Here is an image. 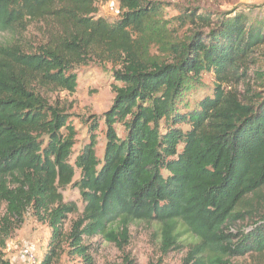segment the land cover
<instances>
[{"label":"trees","instance_id":"1","mask_svg":"<svg viewBox=\"0 0 264 264\" xmlns=\"http://www.w3.org/2000/svg\"><path fill=\"white\" fill-rule=\"evenodd\" d=\"M99 1L0 0V34L15 37L38 21L47 29L30 47L0 44V264H9L6 242L29 213L50 229L39 264H56L65 248L94 264L83 238L122 250L135 222L158 224L163 253L176 248L183 227L193 239L183 264L264 255V210L250 231H231L264 205V13L233 10L212 20L188 11L175 18L186 29L178 36L159 19V4L119 0L110 23L95 18ZM92 60L113 65L104 151L99 160L95 116L71 165L76 131L46 90L75 92L76 68ZM209 72L212 95L188 109L184 95ZM71 185L83 208L66 234L64 221L78 212L63 200Z\"/></svg>","mask_w":264,"mask_h":264},{"label":"rangeland","instance_id":"2","mask_svg":"<svg viewBox=\"0 0 264 264\" xmlns=\"http://www.w3.org/2000/svg\"><path fill=\"white\" fill-rule=\"evenodd\" d=\"M149 1L163 7L159 19L164 21L169 29H177L178 36L184 35L186 29H178L175 18L188 11L196 12V15L210 16L212 20H215L220 13L233 10L245 13L250 12L253 15L264 13V0ZM96 7L97 14L95 18H103L110 23L119 19L121 13L119 0H100ZM46 30L45 21L33 22L27 26L26 30H18L15 37L10 33H1L0 44L15 39L21 45L30 47L37 44L40 40H44ZM149 53L158 55L155 44L149 46ZM258 58H260V65L264 69V55L262 54ZM112 70V64L92 60L86 66L76 68L77 87L75 92L70 93L57 89L46 90L49 101L54 104L57 103L70 115L69 122L76 131L75 144L69 159L71 165L74 164L76 156L79 155L82 148L89 141L88 127L95 116L97 118H94V120L99 125L96 132L97 144L95 152L98 159H102L105 146V128L101 115L111 107L114 99L112 85L115 82L112 77ZM214 83L215 79L212 72L202 74L199 82L184 95L183 103L187 105L188 109L195 108L201 99L212 95ZM115 128L118 137L124 139L126 136L124 127L121 124H117ZM181 128L187 130L185 126ZM78 179L79 171L75 169L73 181L76 182ZM62 194L65 203L73 202L78 208L77 213L68 215L64 221V231L67 234L72 224L81 216L83 204L78 190L72 185L67 187ZM259 205L254 204L257 210L256 213L251 214V216L247 215L244 220L237 221L235 226H231V231L240 229L245 233L250 231L254 227V223L259 222L260 213L264 210L262 209L264 205ZM246 209L244 208V210ZM3 214L4 205L0 203V217ZM49 240L50 229L48 226L38 222L29 213L25 216L21 227L7 240L4 250L5 259L9 264H39L47 250ZM83 242L89 248L88 253L92 257L94 264H124L125 259L133 264H183L193 239L190 234L185 232L183 227H180L176 248L163 253L158 224L155 222H135L128 227V242L123 245L122 250L114 243H110L100 236L83 238ZM229 262L230 264H264V255L248 254L243 257L230 259ZM56 264L82 263L79 258L68 255L67 248H65V252Z\"/></svg>","mask_w":264,"mask_h":264}]
</instances>
